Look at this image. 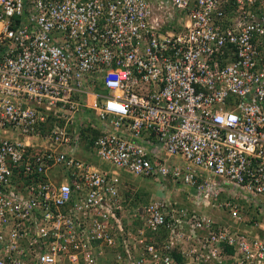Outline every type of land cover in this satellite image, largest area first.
I'll return each mask as SVG.
<instances>
[{
  "label": "built area",
  "instance_id": "obj_1",
  "mask_svg": "<svg viewBox=\"0 0 264 264\" xmlns=\"http://www.w3.org/2000/svg\"><path fill=\"white\" fill-rule=\"evenodd\" d=\"M0 264H264V0H0Z\"/></svg>",
  "mask_w": 264,
  "mask_h": 264
},
{
  "label": "rangeland",
  "instance_id": "obj_2",
  "mask_svg": "<svg viewBox=\"0 0 264 264\" xmlns=\"http://www.w3.org/2000/svg\"><path fill=\"white\" fill-rule=\"evenodd\" d=\"M94 162L102 165L103 168H109L108 166L102 164L98 159H94ZM123 180H126L125 182H127L126 184L130 188L139 189L143 197H146V195H150L153 192L154 182L151 179H141L125 174L123 175Z\"/></svg>",
  "mask_w": 264,
  "mask_h": 264
},
{
  "label": "crops",
  "instance_id": "obj_3",
  "mask_svg": "<svg viewBox=\"0 0 264 264\" xmlns=\"http://www.w3.org/2000/svg\"><path fill=\"white\" fill-rule=\"evenodd\" d=\"M154 188H155V187H154ZM154 188H153V192L151 193V195L154 193ZM138 190H139V189H138ZM134 191H137V189H136V190L134 189ZM216 217H217V216H216Z\"/></svg>",
  "mask_w": 264,
  "mask_h": 264
}]
</instances>
